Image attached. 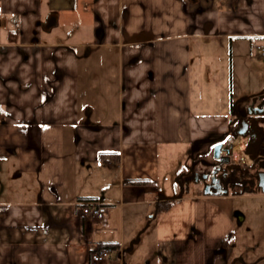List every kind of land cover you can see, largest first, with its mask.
Instances as JSON below:
<instances>
[{
    "label": "crops",
    "instance_id": "1",
    "mask_svg": "<svg viewBox=\"0 0 264 264\" xmlns=\"http://www.w3.org/2000/svg\"><path fill=\"white\" fill-rule=\"evenodd\" d=\"M50 4L57 27L81 22L76 39L42 29L43 0H0V264H94L111 245L119 255L100 264H196L186 241L220 246L246 220L231 201L264 200L206 196L197 183L179 195L184 163H213L216 140L264 93L252 82L235 97L239 66L264 41V0ZM246 142L234 139V160ZM89 202L108 220L84 216ZM153 224V258L127 257ZM258 250L240 264H264Z\"/></svg>",
    "mask_w": 264,
    "mask_h": 264
},
{
    "label": "rangeland",
    "instance_id": "2",
    "mask_svg": "<svg viewBox=\"0 0 264 264\" xmlns=\"http://www.w3.org/2000/svg\"><path fill=\"white\" fill-rule=\"evenodd\" d=\"M50 2L51 0H43V21H45L46 17L54 11L51 8ZM63 19L64 17L61 18L59 27L52 31L51 36L55 38L58 37L65 42L76 39V36H73V33L83 30L81 22L76 21L66 26V24L64 25ZM251 42L254 43L256 40H251ZM257 45L264 47V41L258 42ZM235 81L237 84V90L235 92L236 99L238 98L237 95L242 93V89H245L252 82L257 83L258 88L260 86H264V56H260L256 48H253V50L249 51L245 58V63H241L239 66V70H237V74L235 76ZM248 103V101L243 103V110L246 108ZM176 148L177 150H182L179 147ZM237 149H239L238 146ZM255 151H258V149L253 146L251 153H255ZM172 155H174L173 152ZM241 156L243 155L240 154L239 158ZM235 162L237 161L235 160ZM202 164H204V160ZM202 164L200 165L203 169L201 172H198L200 174L209 170L208 167H210L212 163L210 164V162H205V166H202ZM183 166V169L185 170L182 172L180 181L182 183L181 188L183 187L182 190L184 189V191L182 192L181 190L179 195L181 193L186 194L187 192H193L194 187L192 185L194 184L195 186L196 183L194 179V174L196 171L192 168V165L188 166V169L186 163H184ZM176 169L178 170L179 167L176 168L173 162L169 161L167 164V170L168 172H173L167 175L172 178L175 177ZM190 181L191 184L188 185ZM197 186L199 189L202 187L201 184H198ZM230 204L234 209L239 210L243 215L246 216V220L243 222V224L238 225L236 234L234 236L225 240L220 246H214L215 241L211 240L207 235H205L200 237L198 242L196 239L192 241L188 240L189 242L186 241L182 248H180L181 250L185 251V256L188 254L189 256L196 259V264H207L209 260H212L213 264H240V260L243 255H249L251 258H254L256 249H259L258 251L260 253V251H262L264 248V244L258 248V243H256L257 241L261 242V240L262 243H264V200L239 198L232 200ZM249 228L251 230H248ZM154 232H156V230L153 224L146 231V233L142 234L141 238L139 239L140 243L137 247L132 248V246L129 245L126 253L127 257L131 259L135 258L137 261H144L146 257L153 258L156 252ZM128 235L130 236V234ZM186 245H189V247ZM218 251H224L225 254H219L215 256V253ZM189 256L185 259H191Z\"/></svg>",
    "mask_w": 264,
    "mask_h": 264
},
{
    "label": "flooded vegetation",
    "instance_id": "3",
    "mask_svg": "<svg viewBox=\"0 0 264 264\" xmlns=\"http://www.w3.org/2000/svg\"><path fill=\"white\" fill-rule=\"evenodd\" d=\"M242 119L249 125L244 128L246 132H256V135L250 133V136H245L247 138L245 155L247 156V160H249L246 166H242L235 162L232 156L234 139L240 138L235 136V132L238 130L240 120ZM219 142L223 143L220 159L213 158V163L210 165L209 170L202 173L209 175L207 182H211L214 169H219L215 178L220 177L224 186L230 189V193L235 194L240 191L243 193H262L259 187L258 174L264 168V93L255 97L247 104L245 113L239 116L236 127L230 129L225 135L217 139L215 144ZM253 146L258 149L255 153H251ZM219 160H230V162L221 165ZM197 184H201L202 189H204V182L202 180ZM214 191H216V189H214Z\"/></svg>",
    "mask_w": 264,
    "mask_h": 264
},
{
    "label": "water",
    "instance_id": "4",
    "mask_svg": "<svg viewBox=\"0 0 264 264\" xmlns=\"http://www.w3.org/2000/svg\"><path fill=\"white\" fill-rule=\"evenodd\" d=\"M58 26V13H51L48 15L46 21L41 24V27L44 31L50 32L52 29L56 28ZM261 114V113H259ZM248 127V123L242 119L240 120V126L238 130L235 132V136H250V133L253 135H256L254 131H251L250 133L246 132L244 129ZM222 146L223 143L219 142L215 144L213 148V158L214 159H220L222 155ZM228 159V158H227ZM221 165L228 164L230 160H219ZM219 172V169H214L212 172V178L211 182H207L209 179L208 174H199L195 172L194 179L195 182L198 183L200 180L204 182V189L203 193L206 196L214 195V196H228L230 194V189L227 186H224V184L221 181L220 177H216V174ZM259 187L261 188L262 192L264 193V168L262 171L259 172ZM216 189V191H214ZM212 190V191H211Z\"/></svg>",
    "mask_w": 264,
    "mask_h": 264
},
{
    "label": "built area",
    "instance_id": "5",
    "mask_svg": "<svg viewBox=\"0 0 264 264\" xmlns=\"http://www.w3.org/2000/svg\"><path fill=\"white\" fill-rule=\"evenodd\" d=\"M257 52L260 56H264V47L258 46ZM239 160H236L242 166H246L249 163L247 160V156L242 154ZM81 211L84 216L87 218L94 220V221H106L109 218V209L98 203L89 202V203H80ZM119 255V251L115 248H103V249H96L92 255L91 260L94 264H100L110 260L112 257Z\"/></svg>",
    "mask_w": 264,
    "mask_h": 264
},
{
    "label": "trees",
    "instance_id": "6",
    "mask_svg": "<svg viewBox=\"0 0 264 264\" xmlns=\"http://www.w3.org/2000/svg\"><path fill=\"white\" fill-rule=\"evenodd\" d=\"M134 184H141V183H146V181H132ZM174 204V202H170V203H167V204H163V205H159L158 207V213L161 215L163 214L164 212L168 211V209ZM118 246V245H117ZM116 245H111L110 247L111 248H115L117 249Z\"/></svg>",
    "mask_w": 264,
    "mask_h": 264
},
{
    "label": "bare ground",
    "instance_id": "7",
    "mask_svg": "<svg viewBox=\"0 0 264 264\" xmlns=\"http://www.w3.org/2000/svg\"><path fill=\"white\" fill-rule=\"evenodd\" d=\"M238 143L240 144V142L238 141Z\"/></svg>",
    "mask_w": 264,
    "mask_h": 264
}]
</instances>
